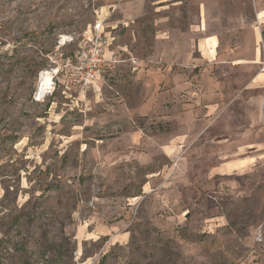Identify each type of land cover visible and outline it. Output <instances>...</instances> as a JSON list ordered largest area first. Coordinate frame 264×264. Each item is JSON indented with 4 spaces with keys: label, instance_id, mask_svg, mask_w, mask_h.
<instances>
[{
    "label": "rangeland",
    "instance_id": "1",
    "mask_svg": "<svg viewBox=\"0 0 264 264\" xmlns=\"http://www.w3.org/2000/svg\"><path fill=\"white\" fill-rule=\"evenodd\" d=\"M230 3L0 0V264H264V80L246 89L261 65L234 82L186 63L199 8L222 55L251 59ZM100 21L112 56L81 92L59 58Z\"/></svg>",
    "mask_w": 264,
    "mask_h": 264
},
{
    "label": "crops",
    "instance_id": "2",
    "mask_svg": "<svg viewBox=\"0 0 264 264\" xmlns=\"http://www.w3.org/2000/svg\"><path fill=\"white\" fill-rule=\"evenodd\" d=\"M229 1V0H227ZM234 5H232V8L237 10L238 17L235 16L233 22H228V26L230 29H233L235 31H243L248 30L250 33V41L249 45L241 52L238 53L235 52V55H242L243 52L248 54L251 59H245L241 60L231 57V59H228V55H232L234 53V50L231 49L230 52H228L225 55H222L220 53V40L218 36L216 35H206L204 34V31H206V23H205V8H199L198 9V22L197 24L191 23L188 24L187 29L188 33L194 35L195 38L191 37L189 39L190 45L193 46L195 49V52L197 53L198 57L192 62V59H186V63H190L198 66H210V65H217V64H224L225 67L228 69L220 73L221 77L228 78L229 80L233 79L235 82L237 79H239V76L241 72H247L257 68V66L260 64V61L262 59V56L264 55V37L262 35V27L264 26V0H234ZM243 2V3H242ZM246 2L248 5H246ZM230 4L228 7H230ZM248 6V7H247ZM244 7L249 8V12L251 14V22L247 23L246 19H244L245 10ZM106 26L102 25V32L106 36H110L111 44L109 47H107L104 50L103 56L104 59L109 61L112 56L111 47L114 42V38L111 35V32L106 30ZM111 30H115L116 28L111 27ZM240 40V38H239ZM238 40V37H236L235 44L240 45V41ZM239 41V42H238ZM237 46H235L236 48ZM237 49V48H236ZM234 55V54H233ZM249 58V57H248ZM244 69V70H243ZM247 71H246V70ZM207 73H202L200 75L201 78L206 79ZM100 77V74L98 75L97 79ZM264 80V74L262 73H255L250 81L249 85L246 87V89H259L262 88V83ZM186 94L190 95L192 93V83L191 81L186 82ZM202 87V85H201ZM227 92L229 95H232V98L227 103L226 106L230 104H235L237 102L241 101V93L244 90L243 88L239 86H235L233 83V86L231 88H227ZM191 90V91H190ZM191 92V93H190ZM187 97V96H186ZM214 109L213 106H211L208 111H212ZM210 113V112H209ZM242 166H237V164L231 163L228 169L230 171H234L236 169L241 168Z\"/></svg>",
    "mask_w": 264,
    "mask_h": 264
},
{
    "label": "built area",
    "instance_id": "3",
    "mask_svg": "<svg viewBox=\"0 0 264 264\" xmlns=\"http://www.w3.org/2000/svg\"><path fill=\"white\" fill-rule=\"evenodd\" d=\"M102 25L103 21L96 22L93 29H90L80 41L77 50L72 55L59 58L63 63L61 67L65 69L63 77H67L70 74L72 81L78 86L81 92L86 91L94 84L106 63L103 53L110 46L112 38L103 34ZM72 41V38H69L67 41L61 39L58 41L55 49L58 51L60 47ZM55 63L57 64V62ZM260 65V73L264 74V55L262 56ZM61 67L49 68L39 72L38 85L33 95L35 102L41 101L46 95L52 93L55 82L61 73ZM45 77H49L50 80L47 84L43 85L41 81ZM40 91L41 93L39 95Z\"/></svg>",
    "mask_w": 264,
    "mask_h": 264
},
{
    "label": "bare ground",
    "instance_id": "4",
    "mask_svg": "<svg viewBox=\"0 0 264 264\" xmlns=\"http://www.w3.org/2000/svg\"><path fill=\"white\" fill-rule=\"evenodd\" d=\"M49 80H50L49 77H45V78H43V79H42V83H43V85L47 84Z\"/></svg>",
    "mask_w": 264,
    "mask_h": 264
}]
</instances>
